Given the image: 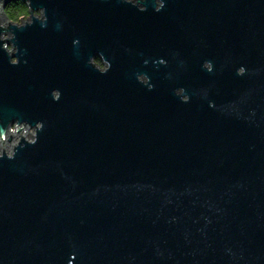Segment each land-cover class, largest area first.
<instances>
[{
  "label": "water",
  "instance_id": "1",
  "mask_svg": "<svg viewBox=\"0 0 264 264\" xmlns=\"http://www.w3.org/2000/svg\"><path fill=\"white\" fill-rule=\"evenodd\" d=\"M0 264H264V0H0Z\"/></svg>",
  "mask_w": 264,
  "mask_h": 264
},
{
  "label": "trees",
  "instance_id": "2",
  "mask_svg": "<svg viewBox=\"0 0 264 264\" xmlns=\"http://www.w3.org/2000/svg\"><path fill=\"white\" fill-rule=\"evenodd\" d=\"M5 13L11 20L17 21L21 16L27 15V9L26 6L20 1L18 3L9 5L6 8Z\"/></svg>",
  "mask_w": 264,
  "mask_h": 264
},
{
  "label": "flooded vegetation",
  "instance_id": "3",
  "mask_svg": "<svg viewBox=\"0 0 264 264\" xmlns=\"http://www.w3.org/2000/svg\"><path fill=\"white\" fill-rule=\"evenodd\" d=\"M20 2V1H19ZM18 3V2H17ZM12 4H15V3H12ZM11 5V4H10ZM9 6V5H8ZM7 6V7H8ZM26 9H27V7H26ZM10 19V18H9ZM29 19V12H28V9H27V15H23V16H21L20 18H19V20H17V21H13V20H11L12 22H14V23H18V24H21L23 21H25V20H28ZM96 65L97 66H99L100 67V69L101 70H105L106 69V66L104 65V63L100 60V59H97L96 60Z\"/></svg>",
  "mask_w": 264,
  "mask_h": 264
},
{
  "label": "built area",
  "instance_id": "4",
  "mask_svg": "<svg viewBox=\"0 0 264 264\" xmlns=\"http://www.w3.org/2000/svg\"><path fill=\"white\" fill-rule=\"evenodd\" d=\"M11 132H14V129L13 128L11 129Z\"/></svg>",
  "mask_w": 264,
  "mask_h": 264
}]
</instances>
